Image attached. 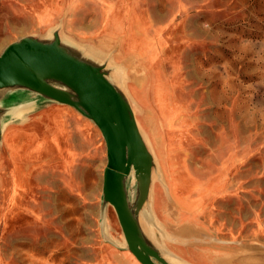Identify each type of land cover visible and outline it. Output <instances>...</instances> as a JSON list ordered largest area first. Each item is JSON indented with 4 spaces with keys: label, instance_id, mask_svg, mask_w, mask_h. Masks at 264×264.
Here are the masks:
<instances>
[{
    "label": "rangeland",
    "instance_id": "obj_1",
    "mask_svg": "<svg viewBox=\"0 0 264 264\" xmlns=\"http://www.w3.org/2000/svg\"><path fill=\"white\" fill-rule=\"evenodd\" d=\"M54 29L132 107L154 159L145 234L177 264H264V0H0V52ZM105 163L70 106L7 121L0 264H140L111 205L100 221Z\"/></svg>",
    "mask_w": 264,
    "mask_h": 264
},
{
    "label": "water",
    "instance_id": "obj_2",
    "mask_svg": "<svg viewBox=\"0 0 264 264\" xmlns=\"http://www.w3.org/2000/svg\"><path fill=\"white\" fill-rule=\"evenodd\" d=\"M108 75L103 63L63 39L57 29L44 37L27 35L8 43L0 52V135L7 121L40 100L75 109L99 129L105 144L100 221L111 205L126 248L140 264H173L171 259L178 257L153 242L141 227V218L151 223L154 159L127 97ZM25 94L35 98L15 101Z\"/></svg>",
    "mask_w": 264,
    "mask_h": 264
},
{
    "label": "bare ground",
    "instance_id": "obj_3",
    "mask_svg": "<svg viewBox=\"0 0 264 264\" xmlns=\"http://www.w3.org/2000/svg\"><path fill=\"white\" fill-rule=\"evenodd\" d=\"M171 261H172L173 264H177V263H175V260L171 259ZM176 261H177V260H176Z\"/></svg>",
    "mask_w": 264,
    "mask_h": 264
},
{
    "label": "crops",
    "instance_id": "obj_4",
    "mask_svg": "<svg viewBox=\"0 0 264 264\" xmlns=\"http://www.w3.org/2000/svg\"><path fill=\"white\" fill-rule=\"evenodd\" d=\"M194 232H195V231H194ZM195 234H198V233H195ZM197 237L199 238V236H196V238H197Z\"/></svg>",
    "mask_w": 264,
    "mask_h": 264
}]
</instances>
